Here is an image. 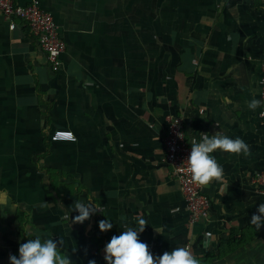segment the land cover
<instances>
[{
	"label": "crops",
	"instance_id": "obj_1",
	"mask_svg": "<svg viewBox=\"0 0 264 264\" xmlns=\"http://www.w3.org/2000/svg\"><path fill=\"white\" fill-rule=\"evenodd\" d=\"M39 1L67 44L59 72L29 27L18 20L11 29L0 12V264L27 234L58 239L72 264H105V245L137 218L154 256L189 242L200 264H264V227L249 223L264 203L254 184L264 125L261 106L248 108L261 101L263 1ZM176 114L190 144L222 131L249 145L247 155L213 153L224 172L202 186L209 222H190L165 161ZM56 129L77 140L53 141ZM87 201L101 213L75 222V202ZM99 213L114 224L108 232Z\"/></svg>",
	"mask_w": 264,
	"mask_h": 264
},
{
	"label": "clouds",
	"instance_id": "obj_2",
	"mask_svg": "<svg viewBox=\"0 0 264 264\" xmlns=\"http://www.w3.org/2000/svg\"><path fill=\"white\" fill-rule=\"evenodd\" d=\"M223 101L228 103L229 98L224 97ZM261 104L262 101L252 99L248 102V108L255 111ZM216 150L235 155H247L249 145L243 139L232 138L223 134L222 131L214 134L205 133L199 140L194 138L186 161L191 178L196 184L206 186L214 180L223 178L224 169L213 155ZM73 211L79 213L74 218L75 222L82 224L98 211L101 213V208L91 201L75 202ZM257 213L251 217L249 223L259 230L264 227V203L259 205ZM146 224L143 218H137L136 226H126L125 230L118 235H113L104 247L105 264H200L196 256L186 247L181 246L154 256L148 244L139 239ZM113 226V222L107 217L98 222L101 232H108ZM157 230L161 233L160 229ZM60 245L61 242L58 239H42L41 236L36 235L19 245L18 256H9V264H71V260L62 255ZM88 264H96V261L89 260Z\"/></svg>",
	"mask_w": 264,
	"mask_h": 264
},
{
	"label": "built area",
	"instance_id": "obj_3",
	"mask_svg": "<svg viewBox=\"0 0 264 264\" xmlns=\"http://www.w3.org/2000/svg\"><path fill=\"white\" fill-rule=\"evenodd\" d=\"M264 3V0H262ZM0 12L9 22L10 28L17 26V21H23L35 38L39 49L45 54L52 70L59 72L63 66V55L67 44L60 34L59 26L54 15L43 7L39 0H32L26 4L17 3L15 0H0ZM261 110L260 118L264 125V50L261 62ZM51 139L53 141H76L77 137L72 130L56 129ZM165 161L171 167L174 176L178 180L184 194L190 222L197 223L200 220L211 221L212 202L203 192L201 185L196 184L188 170L187 158L190 155L191 144L188 141L184 118L182 115H169L167 128L164 131ZM256 191L264 197V171L255 176ZM206 236L211 237L212 232L207 230ZM192 254L191 243L185 246Z\"/></svg>",
	"mask_w": 264,
	"mask_h": 264
},
{
	"label": "trees",
	"instance_id": "obj_4",
	"mask_svg": "<svg viewBox=\"0 0 264 264\" xmlns=\"http://www.w3.org/2000/svg\"><path fill=\"white\" fill-rule=\"evenodd\" d=\"M55 170H53V172H54ZM60 174H63V172H60ZM70 180V178H68V182H71V180ZM98 213V212H97ZM96 213V214H97ZM25 215V214H24ZM23 215V216H24ZM22 216V211L21 210H19V212H18V214H17V221L19 222V228H24L25 226H26V223H23L24 222V217ZM99 217H100V220H102V216L100 215V213H99V215H98ZM99 220V221H100ZM20 234H21V232H20ZM25 237H28V238H33V236L31 235V234H27V235H25ZM72 264V263H71Z\"/></svg>",
	"mask_w": 264,
	"mask_h": 264
}]
</instances>
